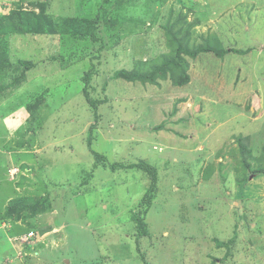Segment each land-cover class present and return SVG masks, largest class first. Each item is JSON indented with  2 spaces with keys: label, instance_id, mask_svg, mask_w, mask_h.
<instances>
[{
  "label": "rangeland",
  "instance_id": "1",
  "mask_svg": "<svg viewBox=\"0 0 264 264\" xmlns=\"http://www.w3.org/2000/svg\"><path fill=\"white\" fill-rule=\"evenodd\" d=\"M262 170L264 0H0V264H264Z\"/></svg>",
  "mask_w": 264,
  "mask_h": 264
},
{
  "label": "trees",
  "instance_id": "2",
  "mask_svg": "<svg viewBox=\"0 0 264 264\" xmlns=\"http://www.w3.org/2000/svg\"><path fill=\"white\" fill-rule=\"evenodd\" d=\"M231 51L234 52V53H237V54L238 53H242V51H239V50H231ZM209 52H215V51H213L210 48H204V47L199 48V49L195 50L194 52H190V51L184 50L182 48H179L178 49V52H177V58H178V61L179 62L178 63L177 62L176 63L173 62V64H175L174 66L177 69H179L181 67V63L183 62V59H182V56H181L182 53H185V54L191 56L192 58H196L201 53H209ZM223 54H226V53L225 52L218 53V56L219 57H222ZM165 68L166 67H164V69L163 68L157 69L156 71H154L150 75H139V74L138 75L137 74L136 75H129V74L125 73V72H121V76L125 80H127V81H137V78H139L142 82L149 83V82H154L155 77H157L159 74L162 75V76H165L166 75V71H167ZM92 73H93V70L85 73L84 77L82 78L85 86H88L90 84L91 78H92ZM180 74L181 75L178 76L175 79L176 82H177V84L178 83H179V85H185V84H187L188 83V80H189L188 76L185 75V74H183V73H180ZM85 96H86L87 100L89 101V103L96 109L97 103H95L94 101H92L90 99L89 93L86 90V88H85ZM240 142H242V140ZM241 148H242L243 154L245 155L246 150H247L246 147L244 145H242ZM97 157H99V156H97ZM118 167H119L118 165H111V166H109V168H111V170H113V171L117 170ZM129 168L130 169H132V168L133 169H137V168L139 169V168H141L144 171H148V172L150 171L151 172L150 174H151V177H152V183H151L149 189L146 191V193L144 195V198L142 200L143 203L146 204L147 209H148V207L151 206V202H152V198H153V195L152 194H154V192L156 190V185H157V181H158L157 180L156 171L154 169L149 168L145 164L131 165V166H129ZM258 174H260L261 176H264V170L258 171ZM137 226H138V230L140 231V234H143L142 232H143L144 228H146V225H145L144 220L143 219H139L137 221Z\"/></svg>",
  "mask_w": 264,
  "mask_h": 264
},
{
  "label": "built area",
  "instance_id": "3",
  "mask_svg": "<svg viewBox=\"0 0 264 264\" xmlns=\"http://www.w3.org/2000/svg\"><path fill=\"white\" fill-rule=\"evenodd\" d=\"M31 237H34V233H29V235L25 237L26 242L29 241Z\"/></svg>",
  "mask_w": 264,
  "mask_h": 264
}]
</instances>
